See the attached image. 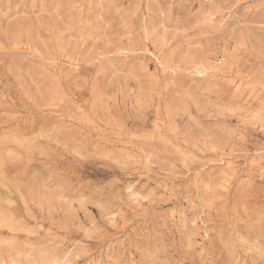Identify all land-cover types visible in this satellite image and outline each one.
<instances>
[{"label":"rangeland","instance_id":"rangeland-1","mask_svg":"<svg viewBox=\"0 0 264 264\" xmlns=\"http://www.w3.org/2000/svg\"><path fill=\"white\" fill-rule=\"evenodd\" d=\"M0 264H264V0H0Z\"/></svg>","mask_w":264,"mask_h":264}]
</instances>
